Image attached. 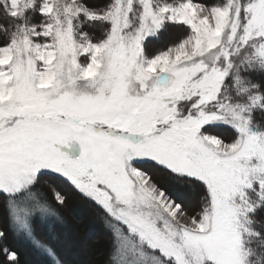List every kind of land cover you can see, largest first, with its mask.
Masks as SVG:
<instances>
[{
	"label": "snow or ice",
	"instance_id": "snow-or-ice-1",
	"mask_svg": "<svg viewBox=\"0 0 264 264\" xmlns=\"http://www.w3.org/2000/svg\"><path fill=\"white\" fill-rule=\"evenodd\" d=\"M69 193L103 264H264V0H0V264Z\"/></svg>",
	"mask_w": 264,
	"mask_h": 264
},
{
	"label": "trees",
	"instance_id": "trees-1",
	"mask_svg": "<svg viewBox=\"0 0 264 264\" xmlns=\"http://www.w3.org/2000/svg\"><path fill=\"white\" fill-rule=\"evenodd\" d=\"M161 183H165L161 179ZM67 221L70 238L78 244H86V248L79 246H64L61 254L65 264H103L105 256L99 253L108 247L105 230L97 219L96 207L78 194L69 193L68 200L60 210ZM25 264H40V257L35 255L26 244L18 245Z\"/></svg>",
	"mask_w": 264,
	"mask_h": 264
}]
</instances>
